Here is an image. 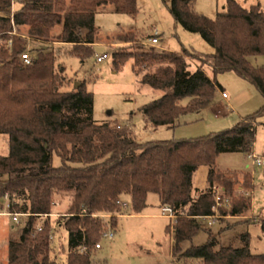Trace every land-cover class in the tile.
<instances>
[{"label": "trees", "instance_id": "16d2710c", "mask_svg": "<svg viewBox=\"0 0 264 264\" xmlns=\"http://www.w3.org/2000/svg\"><path fill=\"white\" fill-rule=\"evenodd\" d=\"M162 1L176 24L199 34L214 53L203 56L184 50L177 54L144 45L136 52H113L116 70L133 59L139 83L164 92L141 109L148 125L174 130L184 117L200 114L222 89L217 76L225 73L249 82L264 98V65L250 61L264 57L260 4L247 9L236 0H227L224 11L209 19L196 11L197 0ZM11 5L12 0H0V41L13 42L11 47L0 46V134L9 137L8 156L0 155V210L8 199L10 211L28 214L29 220L20 240L9 243L8 264H63L53 255L56 229L48 223L41 232L35 227L37 216L51 213L59 193L72 196L68 212L76 215L63 219L68 233L65 264H94L93 253L104 233L109 226L118 228L116 216L124 211L118 202L129 197L131 215H139L151 193L158 195L162 208L171 206L178 217L166 229L173 233V257L203 264H264V254L251 252L248 233L241 236V248L221 244V232L216 235L209 229L205 244L183 248L201 230L197 218L214 215V184L224 187L232 200L230 209L220 210L222 217H242L250 211L252 200L236 195L238 173L218 170L216 161L221 154L253 153L264 105L223 132L138 143L131 127L94 119V97L85 84L75 91H61L65 78L64 67L57 66L59 50L43 45L31 48L32 63L23 70L19 61L28 47L24 40L11 36L14 27L25 26L29 41L48 45L53 31L61 27L55 42L69 46L70 54L84 61L93 56L98 9L111 5L117 14L135 17L137 0H16L13 16ZM135 40L132 32L118 36L120 43ZM189 59L209 66L214 77H208L203 68L191 73ZM185 99L189 100L186 106L181 104ZM201 167H209V188L195 198L194 175ZM250 180L244 176L246 187ZM261 227L264 231V218Z\"/></svg>", "mask_w": 264, "mask_h": 264}, {"label": "rangeland", "instance_id": "374dc122", "mask_svg": "<svg viewBox=\"0 0 264 264\" xmlns=\"http://www.w3.org/2000/svg\"><path fill=\"white\" fill-rule=\"evenodd\" d=\"M244 8L260 3L264 9V0H236ZM227 0H197L196 11L209 18L215 19L219 12L224 11ZM138 13L135 17L117 14L111 5L103 6L96 13L97 35L94 40L93 56L82 61L79 57L71 55V48L55 42L59 34V27L53 31L48 45L29 41L27 27L15 28L12 37H18L26 42L25 53L31 48L42 45L57 51L59 58L57 66L64 67L65 82L61 91L78 90L85 84L87 92L94 97V119L99 122L117 123L123 127H131L138 143L145 144L156 141L197 139L212 133H219L232 129L242 119L258 112L264 105L261 93L249 82L239 78L234 73H225L217 76V81L223 88L219 90L212 104L202 114H191L181 120L177 128H153L144 119L141 109L144 105L159 99L164 92L154 90L149 86L139 83V78L133 71L134 60H130L124 67L116 70L113 66L112 54L117 50L136 52L142 45L149 48V39L155 30L161 34L160 43L155 47L177 54L184 50L203 56H210L214 49L206 43L199 34L189 33L177 25L171 15L169 6L162 0H137ZM135 34L133 43L118 42L119 35ZM85 35V34H84ZM115 43V46L110 44ZM7 42L0 41V46L7 48ZM104 54L109 58L102 63H97L96 57ZM32 57V55H31ZM253 65H264V57H252ZM21 69L25 70L21 61ZM198 68H203L211 78L214 77L209 66H203L198 60L189 59L188 70L194 73ZM79 88H76L77 85ZM225 91L229 99L222 98ZM189 100L182 101L186 106ZM256 126V141L253 153L264 156V116L258 119ZM9 137L0 134V155L8 156ZM55 164L59 159L55 158ZM250 165V169L247 166ZM216 167L226 174L238 173L239 183L235 186L237 196L250 198L251 209L242 221H236L231 216L223 217L216 225L209 229L214 234H219V241L223 245H233L236 248L243 246L242 235L249 234L250 249L253 254H264V231L261 225L254 223L253 219H246L253 214L264 218V169L253 167L251 160L242 153L221 154ZM205 171V170H204ZM198 171L194 175V184L197 187L202 174ZM250 176V187H246L244 176ZM254 184V193L252 188ZM195 189V188H194ZM207 190V189H206ZM196 193V189H195ZM122 200V199H121ZM6 199L4 204L6 205ZM72 203V196L59 193L51 204L53 217H36L35 227L42 228L48 223L54 230L52 242L53 255L58 261L65 264L68 252V233L63 228V219H69L75 214H70L68 209ZM4 209V208H3ZM3 209L1 211H3ZM126 208L116 216L118 228L112 241L102 239L98 244L102 249L93 253L94 264H203L201 260H185L172 256L173 233L168 234L167 227L173 222L162 217V207L158 195L149 194L147 208L139 215H131ZM49 214V215H50ZM28 216H21L20 223L15 224L12 218L0 216V264L9 263L8 246L11 241H19L21 233L28 223ZM107 221L109 219H106ZM200 232L193 242L183 244L184 250L192 245H203L208 240L207 228L200 222ZM61 225L60 227H58Z\"/></svg>", "mask_w": 264, "mask_h": 264}, {"label": "built area", "instance_id": "2783aa9c", "mask_svg": "<svg viewBox=\"0 0 264 264\" xmlns=\"http://www.w3.org/2000/svg\"><path fill=\"white\" fill-rule=\"evenodd\" d=\"M15 2H16V0H12V5H11V8H10V12H11L12 16L14 14ZM15 28L16 27H14V30H15ZM14 34H15L14 32L11 33V36L14 35ZM84 34H86L85 31L83 32V35ZM160 35H161L160 32L158 30H155L154 36L148 42L150 47H155L156 45L159 44ZM12 44H13L12 40H9L6 45L8 47H11ZM28 49H29V47H28ZM108 58H109V55L104 54L102 56H97L96 57V61H97V63H102L105 60H107ZM20 61L23 64V67L30 66L31 63H32V58H31L30 52L27 51V53L22 54ZM222 97L224 99H227L228 98V94L226 92H223L222 93ZM247 157L251 160L253 167H261V168L264 169V156H258V155L254 154V153H251ZM211 194H212V196L214 198V201H215L214 215L205 216V217H198L197 218L198 222L199 221L203 222L204 223L203 227L207 228V229H212L216 225L217 220L223 218L220 215V210L223 209V208L230 209L231 208V202H232L231 197L228 196L227 191L225 190V188L222 187L219 184H214L211 187ZM118 204H119V206L122 209L130 208V206H131L130 203L124 202L123 200H120L118 202ZM0 216H8V217L12 218V220H13V222L15 224H19L20 223L19 218L21 216H29V215L28 214H19V213L11 212L10 211V204L8 202L4 206L3 211L0 210ZM39 217H41V218H49V217H53V215L52 214H50V215L46 214V215H40ZM93 217L101 218V219H104V220L111 218L110 215H93ZM162 217L172 221L173 223H175L177 218H178L177 215L174 212V209L171 206H169V205L164 206L162 208ZM42 229L43 228L41 226H38V227H36V232H41ZM115 233H116V230L112 229L109 226L108 231L106 233H104V235H103V239H107L109 241H112L115 238ZM96 248L97 249H102V245L101 244H97Z\"/></svg>", "mask_w": 264, "mask_h": 264}, {"label": "crops", "instance_id": "0c3cea01", "mask_svg": "<svg viewBox=\"0 0 264 264\" xmlns=\"http://www.w3.org/2000/svg\"><path fill=\"white\" fill-rule=\"evenodd\" d=\"M257 4H260V3H257ZM256 4V5H257ZM60 29H61V27H59ZM61 32V30H59V33ZM154 36V35H153ZM152 36V37H153ZM151 37V38H152ZM160 37H161V35H160ZM84 38V37H83ZM150 38V39H151ZM149 39V40H150ZM159 43H160V41H159ZM94 45H95V43L92 45V48L94 47ZM111 46H115L116 44L115 43H112V44H110ZM204 70V69H203ZM205 72V71H204ZM205 74L208 76V77H210L209 76V74H207L206 72H205ZM211 78V77H210ZM223 89V88H222ZM221 89V90H222ZM223 92H225V91H223ZM222 92V93H223ZM222 95V94H221ZM223 98V97H222ZM224 99V98H223ZM229 99V96H228V98L227 99H224V100H228ZM203 112V111H202ZM202 112L200 113V114H202ZM255 154V153H254ZM250 165H248L247 166V169H250ZM218 169V168H217ZM204 171L203 172V174H202V179L200 180V182H199V184H198V186L196 187L195 186V184H194V188L196 189V193H195V198H197L198 197V194H199V192H202V191H205L206 189H208L209 188V182H208V172H209V167H201V168H199L198 170H197V172L195 173V174H197L198 173V171ZM219 170V169H218ZM255 182L253 181V179H252V188H253V193H254V184ZM122 200L124 201V202H128V203H130V198L129 197H123L122 198ZM234 220H236V221H242V219L244 218H242V217H232ZM245 219V218H244ZM243 219V220H244ZM246 219H253V222L254 223H258L259 225H261V218L259 219V216L257 217V216H254L253 214H250V216L249 217H247ZM201 221H199V223H200ZM218 222V221H217ZM216 222V223H217ZM203 227V226H202ZM204 228V227H203Z\"/></svg>", "mask_w": 264, "mask_h": 264}, {"label": "water", "instance_id": "95a60500", "mask_svg": "<svg viewBox=\"0 0 264 264\" xmlns=\"http://www.w3.org/2000/svg\"><path fill=\"white\" fill-rule=\"evenodd\" d=\"M79 86H80V85L78 84V85L76 86V88H79Z\"/></svg>", "mask_w": 264, "mask_h": 264}]
</instances>
